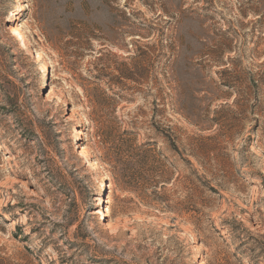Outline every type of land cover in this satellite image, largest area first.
Wrapping results in <instances>:
<instances>
[{
  "label": "rangeland",
  "instance_id": "obj_1",
  "mask_svg": "<svg viewBox=\"0 0 264 264\" xmlns=\"http://www.w3.org/2000/svg\"><path fill=\"white\" fill-rule=\"evenodd\" d=\"M1 145L0 264H264V0H0Z\"/></svg>",
  "mask_w": 264,
  "mask_h": 264
},
{
  "label": "bare ground",
  "instance_id": "obj_2",
  "mask_svg": "<svg viewBox=\"0 0 264 264\" xmlns=\"http://www.w3.org/2000/svg\"><path fill=\"white\" fill-rule=\"evenodd\" d=\"M26 9H27V6L26 5L19 6V9H18L19 12L18 11L17 12H13V14L9 18V21L12 23L11 26L9 27L10 32L17 39H19L21 41V44L24 47H27L28 46L27 45V41H26V38L23 35V31L21 29V26H19V24H17V20L20 19L23 16V13H24V11H26ZM34 58H35V62L37 64H40L43 67L45 66L44 63H43V56H42L41 53L38 52V55H36ZM45 75H46V73H45ZM45 75H44V78H45ZM49 94L51 95V92ZM75 117H76V113H75V111H72L71 113H68L67 114L66 120L67 121H72V120L75 119ZM74 128L75 129H72L71 136H72V138L76 139V141H78L80 139V136H81V133H82L81 132V128L79 126H74ZM0 149L1 150H7L8 147L1 145L0 146ZM86 153H87L86 146L85 145H81L80 146V149H79V155L82 156V157H85ZM99 176L100 177L97 178V181H98V183H97V185H98L97 186V189H98V191L100 193H102L103 190H104V188L106 189V185L104 183L105 177H104L103 173H100ZM252 180H254V179H252ZM92 213L93 214H98V215L105 216V210H93ZM8 217H9L8 215L5 216V218H8ZM201 264H204V262H202Z\"/></svg>",
  "mask_w": 264,
  "mask_h": 264
},
{
  "label": "trees",
  "instance_id": "obj_3",
  "mask_svg": "<svg viewBox=\"0 0 264 264\" xmlns=\"http://www.w3.org/2000/svg\"><path fill=\"white\" fill-rule=\"evenodd\" d=\"M76 117H77V115H76ZM29 140H30V139H29ZM162 183H163L162 186H165V184L167 183V181H163ZM158 198H159L158 200H159L160 202H162V203H166V202H168V200H169V199H168V196L166 197V196L159 195ZM9 213L12 214L11 211H9ZM18 228H19V230H20V227H18Z\"/></svg>",
  "mask_w": 264,
  "mask_h": 264
}]
</instances>
